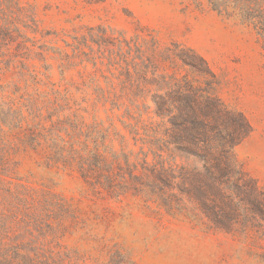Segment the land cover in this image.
Listing matches in <instances>:
<instances>
[{
    "label": "rangeland",
    "instance_id": "1",
    "mask_svg": "<svg viewBox=\"0 0 264 264\" xmlns=\"http://www.w3.org/2000/svg\"><path fill=\"white\" fill-rule=\"evenodd\" d=\"M0 26V86L32 95L36 81L50 98L49 91L58 92L69 107L62 114L112 126L107 144L128 157L112 169L117 193L123 190L117 198L91 191L75 169L45 170L38 153L21 154L19 175L35 188L48 186L75 212L62 238L11 220L14 243L45 264H264V242L255 231L215 228L179 181L171 180L165 196L140 193L137 184L145 163L158 164L145 158L142 140L143 125L160 122L150 100L156 88L148 85L157 74L147 69L156 41L160 55L173 42L195 50L218 76L221 98L251 127L237 157L264 189V49L252 28L221 17L207 0H0ZM99 27L103 35L90 32ZM179 71L194 76L182 63ZM171 162L178 170L202 167L183 155Z\"/></svg>",
    "mask_w": 264,
    "mask_h": 264
},
{
    "label": "trees",
    "instance_id": "2",
    "mask_svg": "<svg viewBox=\"0 0 264 264\" xmlns=\"http://www.w3.org/2000/svg\"><path fill=\"white\" fill-rule=\"evenodd\" d=\"M86 1L91 4V0ZM207 1L221 17L236 19L252 28L264 49V0ZM101 30L91 28L90 32L101 36ZM2 31L0 26V36ZM158 47L154 41L147 69L152 70V75L157 74L148 85L156 88L150 100L152 114L160 122H150L142 128L143 145L148 150L144 156H152L158 164L149 167L145 163L143 180L137 181L140 193L146 190L152 196H165L171 180L179 181L185 188L183 194L196 201L215 228L227 233L255 231L264 242V189L244 169L236 154L251 127L243 114L223 101L218 76L195 50L173 42L160 55ZM191 60L200 64L191 65ZM179 63L192 67L194 76H181ZM40 85L35 81V93L22 96L17 95L19 87L14 86L15 94L10 92V86H0V264H45L23 248L24 243L13 242L15 225L22 222L26 228L41 226L45 229L42 233L62 238L67 230L65 223L75 212L48 186L35 188L19 175L21 154L38 153L40 167L45 170H77L91 191L123 196V190L117 193L119 184L112 169L120 166L121 158L128 157L124 152H113L107 144L112 126L87 125L77 112L62 114L69 107L60 102V94L49 91L54 96L50 98L39 89ZM94 86L104 93L95 81ZM28 88L25 85L24 91ZM101 98L107 100L105 95ZM48 105L52 109L48 110ZM182 155L198 159L202 167L178 170L171 161ZM197 178L199 185H195ZM160 202L166 208L172 206L168 199ZM13 219L17 223L12 226Z\"/></svg>",
    "mask_w": 264,
    "mask_h": 264
}]
</instances>
